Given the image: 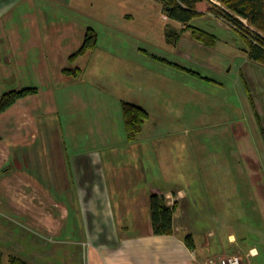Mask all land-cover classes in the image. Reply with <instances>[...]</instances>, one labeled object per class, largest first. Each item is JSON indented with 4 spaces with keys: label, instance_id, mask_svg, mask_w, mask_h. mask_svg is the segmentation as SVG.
Wrapping results in <instances>:
<instances>
[{
    "label": "crops",
    "instance_id": "obj_1",
    "mask_svg": "<svg viewBox=\"0 0 264 264\" xmlns=\"http://www.w3.org/2000/svg\"><path fill=\"white\" fill-rule=\"evenodd\" d=\"M54 4L55 0H0V98L11 91L38 90L0 115V224L12 227L23 220L29 236L19 256L32 264H53L48 263L51 260L65 264L58 259L65 256L84 264H202L210 256L247 255L254 248L252 264H264V250L249 247V236L242 241L233 234L218 238L210 227L201 231L200 238L190 233L196 220L209 215L208 207L205 212L197 211L201 210L198 195L214 193L211 204L216 205L232 201L233 187L222 180L218 193L206 174L220 169L224 176L223 144H219L223 153L219 161L199 153L205 142L203 133L223 123L217 120L210 125L202 118L200 126L190 130L191 125L181 124L190 120L193 110L183 106L176 120L168 118L160 127L148 120L137 139L129 141L122 102L147 111L159 107L160 103L152 101L153 90L146 91L147 100L140 96L145 77L151 75L135 69L126 81H120L119 91L108 76L86 78V61L95 50L74 63L70 58L83 47L88 27L76 18L56 16ZM130 49L131 58L126 51L120 54L123 69L140 64L138 57L133 58L140 51L133 45ZM77 69V75L65 73ZM246 81L250 96L239 91L248 98L247 123L236 121L231 127L224 126V132L241 140L245 125H250L253 139L244 156L259 171L255 167L264 168V138L255 129L264 125V71L249 74ZM99 82L104 90H97ZM132 86L139 95L129 92ZM166 107L168 111L175 104L168 102ZM153 111H148L150 117ZM67 129L71 138L66 136ZM193 131H199L198 138L192 137ZM239 145L233 150L236 155H240ZM60 150L63 154L57 156ZM207 164L212 166L207 168ZM197 170L198 182L193 176ZM234 172L240 175L238 168H229L231 178ZM235 179L239 187V177ZM223 185L229 192L222 197ZM236 193L240 194L239 188ZM153 194L165 196L168 205L175 207L172 236L153 234ZM259 231L257 243L263 246L264 226ZM4 232L0 242L6 245L8 231ZM187 235L194 239V250L184 242Z\"/></svg>",
    "mask_w": 264,
    "mask_h": 264
},
{
    "label": "rangeland",
    "instance_id": "obj_2",
    "mask_svg": "<svg viewBox=\"0 0 264 264\" xmlns=\"http://www.w3.org/2000/svg\"><path fill=\"white\" fill-rule=\"evenodd\" d=\"M214 2L219 4L215 0ZM54 5L58 7V10L54 11L56 16L76 18L88 29L92 28L98 34V47L94 55L89 56L90 58L86 61L87 67H85L84 74L86 78L93 76L103 79L108 76L114 81L112 86L119 91L123 86L120 81H126L127 79H124L126 75L135 69L152 76L145 77L141 85V94L135 86L129 90L130 93L140 94L145 100L148 99L146 91L153 90L156 94L152 101L160 103V106L148 110L149 112L154 110V116L149 118L150 125L160 127L161 125L158 124L165 125L168 118L169 121L176 120L179 113L181 114L184 110L183 106H190L193 110L190 120H183L181 124L186 127L191 125L190 130L200 126L198 124L202 118L210 125H216L217 120L223 123L219 125V128L208 129L203 133L205 142L199 153L214 159L217 157L219 161L223 154L219 151V144L220 142L223 144L221 149L225 151V155L221 170L224 176L220 175V169L208 170L206 174L209 183L217 189L218 193L222 191V180L224 185L228 182V187H233L234 193L232 194L230 190L229 195L232 201H225L223 204L217 202L216 205L211 204L214 193L198 195L196 199L199 201L198 207L201 210L197 211L205 212L204 207H208L207 214L209 215L203 220H196L197 223L190 233L200 238L203 236L201 231L210 227L217 231L218 238H228L229 234H233L239 241H242L245 236H249V247L258 246L260 251L264 250V245L257 243L261 237L259 228L261 225L262 228L264 226V178L259 177L260 174L264 175V168L255 167L259 171L251 168L252 164L247 163L246 156H244L249 148L248 142L253 139V130L250 125H245L246 135L244 137L241 135V140H238L232 133L224 132V126L231 127L236 121H240L241 125L247 123L248 98L241 97L239 90L249 97L250 88L246 81L249 74L254 75V73L264 71L260 70L264 69L263 66L249 58L242 34L218 14L206 13L196 18L191 25L206 30L216 38L213 43L211 41L201 42L195 39L190 31H184L183 24L170 18L160 0H55ZM241 20L245 26H249L246 20ZM174 31L182 34L177 42L171 43L169 36L173 35ZM132 45L140 51V56L133 57H138L140 64L123 69L119 61L120 54L126 51L128 58H131ZM147 81L149 84L153 81L154 86H148ZM169 85L177 87V91ZM92 89L96 90V88ZM104 89L103 82H99L97 90ZM99 100L97 97L96 102ZM185 100L189 101L182 105L178 103L179 101L183 103ZM168 102L174 103L175 107L167 111L165 109H167ZM139 104H142V101H139ZM256 115L259 123L262 124V118L258 113ZM100 120L103 122L102 119ZM248 121L250 122V119ZM256 126L255 132L260 131L264 138V125ZM161 130L162 128L155 133H160ZM66 132V136L71 138L70 131L67 129ZM198 133L199 131H193L192 137L198 138ZM179 134L182 135L181 132ZM236 145H239L240 155H236L233 151ZM261 145H263L262 142ZM56 154L62 156L63 153L60 150V153ZM210 166L212 165L207 164V168ZM228 167L238 168L240 175L234 172L231 178L232 174L229 173ZM195 175L198 182V170L193 176ZM210 176L213 178L211 179ZM237 176L239 187L235 179ZM224 185L222 197L228 195L229 192ZM198 188H200L199 185L196 189ZM238 188L240 194L236 193ZM210 205L214 209H211ZM221 214L223 225H220L219 216ZM20 221L12 227L0 224L1 239L6 235L4 230L8 231L7 237L9 238L6 245L0 242V264H9L10 257L19 256L20 250L25 249L27 245L25 239L28 238L29 233L23 230L24 226ZM227 223L229 225H226ZM46 244L48 245L49 242L47 241ZM58 259L65 264L80 263L79 258L76 257L68 259L65 256ZM56 262L51 260L48 263L55 264Z\"/></svg>",
    "mask_w": 264,
    "mask_h": 264
},
{
    "label": "trees",
    "instance_id": "obj_3",
    "mask_svg": "<svg viewBox=\"0 0 264 264\" xmlns=\"http://www.w3.org/2000/svg\"><path fill=\"white\" fill-rule=\"evenodd\" d=\"M171 19L185 26L184 31H190L192 36L201 41L215 42V36L204 29L192 26L191 23L206 13H215L231 23L236 31L242 34L247 46L248 56L254 62L264 67V0H160ZM241 19L248 22L245 26ZM253 29V30H252ZM180 32L174 31L169 36V41L177 42L181 37ZM99 37L92 28L87 29L83 47L71 56L74 63L79 57L97 49ZM80 71H65L67 74L77 75ZM37 89H23L5 93L0 98V115L9 110L19 99L36 94ZM125 133L129 141H135L142 132L144 124L149 120L150 114L144 108L128 102L122 103ZM0 134V140H1ZM152 215V229L156 236L174 235L175 207L168 205L165 196L153 194L150 202ZM184 242L191 250L195 249L194 239L191 235L184 238ZM10 264H32L20 256H11Z\"/></svg>",
    "mask_w": 264,
    "mask_h": 264
},
{
    "label": "built area",
    "instance_id": "obj_4",
    "mask_svg": "<svg viewBox=\"0 0 264 264\" xmlns=\"http://www.w3.org/2000/svg\"><path fill=\"white\" fill-rule=\"evenodd\" d=\"M234 29L236 28L234 27ZM255 252H256L255 250H252L247 255H241L239 253L232 255H228V254L214 255L207 257L202 264H252L251 258L256 254Z\"/></svg>",
    "mask_w": 264,
    "mask_h": 264
}]
</instances>
